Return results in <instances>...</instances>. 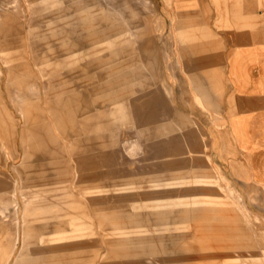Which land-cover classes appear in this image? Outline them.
<instances>
[{"label":"rangeland","instance_id":"374dc122","mask_svg":"<svg viewBox=\"0 0 264 264\" xmlns=\"http://www.w3.org/2000/svg\"><path fill=\"white\" fill-rule=\"evenodd\" d=\"M229 1L191 18L172 0H0V263L264 264V189L211 157L217 81L185 76L221 49Z\"/></svg>","mask_w":264,"mask_h":264},{"label":"crops","instance_id":"0c3cea01","mask_svg":"<svg viewBox=\"0 0 264 264\" xmlns=\"http://www.w3.org/2000/svg\"><path fill=\"white\" fill-rule=\"evenodd\" d=\"M176 13L199 16L203 0H172ZM263 10L231 1L223 5V31L216 33L210 24L206 28L221 40L218 51L184 59L185 76L202 82L205 74L213 81L212 92L219 100L209 101L222 127L209 134L211 157L221 166L238 168L248 183L264 189V23ZM202 26L204 23L198 21ZM207 24V23H206ZM208 25V24H207ZM228 27V29L226 28ZM218 42L214 41V45ZM192 75V76H191ZM197 92L211 89L202 82ZM196 83V82H195ZM193 84L192 87L196 86ZM198 86V85H197ZM195 89V88H193ZM176 92H181L176 88ZM196 92V91H195ZM200 98V97H199ZM202 103V100L200 98ZM195 107V106H194ZM177 108V107H176ZM197 108V107H196ZM0 264H6L1 262Z\"/></svg>","mask_w":264,"mask_h":264}]
</instances>
